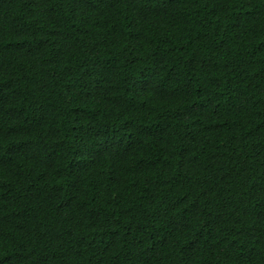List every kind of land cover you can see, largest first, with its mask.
I'll return each instance as SVG.
<instances>
[{
  "label": "trees",
  "instance_id": "trees-1",
  "mask_svg": "<svg viewBox=\"0 0 264 264\" xmlns=\"http://www.w3.org/2000/svg\"><path fill=\"white\" fill-rule=\"evenodd\" d=\"M0 264H264V0H0Z\"/></svg>",
  "mask_w": 264,
  "mask_h": 264
}]
</instances>
